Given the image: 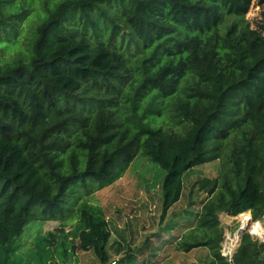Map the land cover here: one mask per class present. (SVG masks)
I'll list each match as a JSON object with an SVG mask.
<instances>
[{"label":"trees","instance_id":"trees-1","mask_svg":"<svg viewBox=\"0 0 264 264\" xmlns=\"http://www.w3.org/2000/svg\"><path fill=\"white\" fill-rule=\"evenodd\" d=\"M254 2L0 0V264H13L41 209L63 217L79 201L70 250L107 264L106 218L76 195L140 156L164 172L163 219L185 176L232 137L228 169L192 184L206 198L173 247L205 248L207 264H264V241L247 232L222 256L219 223L222 212L264 218V22L245 21ZM170 244L118 247V262L145 264L139 256Z\"/></svg>","mask_w":264,"mask_h":264},{"label":"rangeland","instance_id":"rangeland-1","mask_svg":"<svg viewBox=\"0 0 264 264\" xmlns=\"http://www.w3.org/2000/svg\"><path fill=\"white\" fill-rule=\"evenodd\" d=\"M245 21L253 28L257 22H264V4L257 5L255 0L245 16ZM233 142L232 137L219 157L212 162L197 166L185 176L182 197L168 210L163 219L161 218V184L164 172L157 165L140 156L135 157L112 183L101 187L92 184L87 194L84 192L77 194L76 196H82L80 198L88 205L100 209L106 218L110 231L108 244L110 261L119 264L118 260L123 256L122 252L127 250L126 247L135 252L141 249L146 241H150L151 246L156 247L163 241L171 240L173 244L153 252L155 256L143 254L139 256V260L146 259L145 264L210 263L211 256L205 248L183 253L176 251L173 246L186 230L194 227L183 217L188 216V211H199L201 203L206 198L203 192H197L196 195V187H192V184L204 178L213 180L218 177L221 170L224 172L228 169L227 162L230 149L234 146ZM73 200L74 198L68 199V201ZM79 202L70 206L64 205L61 212L63 217L59 213L41 209L36 219L31 220L16 238L15 252L11 257L13 264H98L91 252L70 250ZM174 223H177L176 227L168 226ZM219 223L223 229L221 254L228 261H231L238 246L234 247L231 242L232 237L237 233L240 235L241 231L247 232L254 239L264 240V218L253 222L249 211L236 217H230L222 212L219 214ZM255 226L257 227L254 228ZM118 247L123 248L120 254L116 252ZM135 264L140 263L135 262Z\"/></svg>","mask_w":264,"mask_h":264},{"label":"built area","instance_id":"built-area-1","mask_svg":"<svg viewBox=\"0 0 264 264\" xmlns=\"http://www.w3.org/2000/svg\"><path fill=\"white\" fill-rule=\"evenodd\" d=\"M244 223L242 222V225H243ZM241 228H243V227H241ZM238 234V233H237ZM234 235L233 237H232V239H231V242H232V245H234V247H235V245H237V242L239 241V235ZM264 241V240H263ZM231 248H233V246L231 247ZM225 257V256H224ZM110 264H115V262L113 261V262H111Z\"/></svg>","mask_w":264,"mask_h":264},{"label":"clouds","instance_id":"clouds-1","mask_svg":"<svg viewBox=\"0 0 264 264\" xmlns=\"http://www.w3.org/2000/svg\"><path fill=\"white\" fill-rule=\"evenodd\" d=\"M243 228H241V230H242ZM243 231H241V233H242ZM239 234V233H238ZM240 237H241V234L239 235V241H240ZM238 245V244H237ZM238 247V246H237ZM235 252V251H234Z\"/></svg>","mask_w":264,"mask_h":264},{"label":"bare ground","instance_id":"bare-ground-1","mask_svg":"<svg viewBox=\"0 0 264 264\" xmlns=\"http://www.w3.org/2000/svg\"><path fill=\"white\" fill-rule=\"evenodd\" d=\"M247 215V214H246ZM257 226H255L254 228H256ZM260 227V226H259ZM253 232H254V230H253ZM260 233V232H259Z\"/></svg>","mask_w":264,"mask_h":264}]
</instances>
